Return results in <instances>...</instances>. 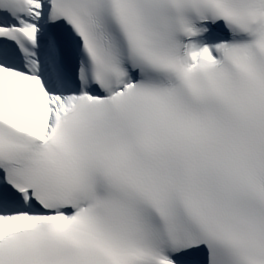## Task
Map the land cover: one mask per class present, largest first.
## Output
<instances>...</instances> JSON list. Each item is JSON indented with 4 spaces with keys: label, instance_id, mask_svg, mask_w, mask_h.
Segmentation results:
<instances>
[{
    "label": "snow or ice",
    "instance_id": "1",
    "mask_svg": "<svg viewBox=\"0 0 264 264\" xmlns=\"http://www.w3.org/2000/svg\"><path fill=\"white\" fill-rule=\"evenodd\" d=\"M0 264H264V0H0Z\"/></svg>",
    "mask_w": 264,
    "mask_h": 264
}]
</instances>
